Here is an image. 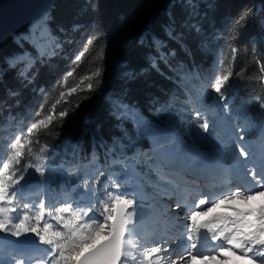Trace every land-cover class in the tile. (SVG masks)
I'll return each mask as SVG.
<instances>
[{"label": "trees", "instance_id": "1", "mask_svg": "<svg viewBox=\"0 0 264 264\" xmlns=\"http://www.w3.org/2000/svg\"><path fill=\"white\" fill-rule=\"evenodd\" d=\"M204 3L206 6L199 8V13L203 12L199 31H183L176 21L175 38H170L166 32L169 19L175 21L179 17L176 13L181 15L176 11L179 4L175 0L58 1L49 11L48 25L61 44L53 54L44 57L35 52L40 62H46L28 79L31 83L19 81L16 67H9L8 57L12 52H32V46L24 42L15 45L11 38L0 45V144L14 136L16 127L20 135L26 133L31 123L48 113L59 92L66 91L59 84L76 67L75 58L57 61L52 55L59 51L77 55L84 50L90 36L92 43L87 44V52L67 86H74L80 77L100 68L99 86L94 92L73 95L68 104L57 108V112L68 108L69 113L33 137L39 139L38 144L32 145L33 163H39L41 157L56 162L79 155L105 156L104 152L113 147L114 141L119 151L133 147L134 141H141L145 133L158 127L155 113L159 106L179 99L201 76L210 83L222 68L233 62V48L237 52L227 93L245 101L251 97L264 98V0H205ZM169 8L170 18L166 14ZM139 35L147 43L142 40L137 44L135 39ZM155 35L163 41V49L151 44L149 47V40ZM101 48L104 54L99 59ZM158 52L174 55L161 60ZM31 55L32 61L18 64L21 72L28 69L23 64L30 65V70L34 68L35 55ZM150 60L155 61V66ZM221 60L223 65L218 64ZM125 69L135 72V76L126 77ZM186 74L190 76L188 86L182 84ZM10 92L17 95L10 96ZM113 100L129 105L132 111L118 119L120 113H114ZM77 103L79 107H74ZM135 128L141 133L138 139ZM32 173L33 169L29 168V177L21 186L39 177ZM56 183L64 185L65 180L58 177Z\"/></svg>", "mask_w": 264, "mask_h": 264}, {"label": "snow or ice", "instance_id": "2", "mask_svg": "<svg viewBox=\"0 0 264 264\" xmlns=\"http://www.w3.org/2000/svg\"><path fill=\"white\" fill-rule=\"evenodd\" d=\"M187 6L195 7L191 3ZM174 29L175 21L170 19L166 27L170 38H175ZM92 40L90 36L84 50L75 56L76 67L60 82L59 87L66 91L59 92V98L51 104L48 113L31 123L26 133L13 138L6 158L0 157V237L17 238L10 241L13 247L7 253L0 247V264H264V139L259 166L249 167L250 161L256 160V154L248 148L242 128L235 130V138L217 139L213 143L210 166L207 156L182 161L180 154L174 151L175 142L170 149L166 143L169 138L160 135L158 155L164 157V162L170 167L190 165L191 174L196 176L190 182V190L181 191L179 186H173L172 190L162 193L170 200L178 194L164 213L175 221L173 234L153 233L147 239L141 236L137 231L141 221L138 198L135 193L121 191V184L112 176L108 178L110 183L104 184V197L100 198L93 191L88 207H80L79 203L73 207V203L68 202L56 208L53 214L50 209L46 210L43 199L37 205L18 203L21 182L29 177V168L33 169L32 175L39 174L44 184L51 181L56 171L50 166L33 163L32 145L39 143L38 137L35 140L33 137L68 115V108L56 110L68 104L73 95L94 92L99 86L100 68L80 77L74 86H67ZM150 43L154 48H164L163 41L155 38ZM236 52L233 48V62ZM103 54L101 48L98 58L102 59ZM169 54L174 55L158 52V58L164 60ZM23 62L22 56H16L10 58L8 64L15 68ZM233 62L222 68L207 85V91L215 94L216 103L226 114L232 99L226 89L233 74ZM223 63L218 61L219 65ZM25 66L30 71L31 66ZM124 75L131 78L135 72L126 71ZM20 76L27 80L28 73L21 72ZM15 95L17 93L10 92V96ZM74 107H79V103ZM112 107L114 113H120L118 119L132 111L120 100H113ZM260 107L264 108V103ZM191 114L195 127L207 134L205 140H210L212 131L208 119L198 110ZM117 148L118 143L114 141L113 147L106 150L115 153ZM209 171L211 183L201 186L199 180ZM84 184L87 186L88 181ZM258 200L260 202L255 203ZM237 201L239 206L233 203Z\"/></svg>", "mask_w": 264, "mask_h": 264}, {"label": "rangeland", "instance_id": "3", "mask_svg": "<svg viewBox=\"0 0 264 264\" xmlns=\"http://www.w3.org/2000/svg\"><path fill=\"white\" fill-rule=\"evenodd\" d=\"M175 1L179 4V7L176 8V11H180V13L182 15L181 16V15H178L176 13V15L179 16V17H175L174 18L175 19V24H177L176 21H179L181 27L183 28L182 29L183 31L186 30V29H191V31L194 32V33L198 32L197 31V29H199L198 28V24L201 21L202 16H203V12L202 13H199V8L201 6H203V7L206 6V4L204 3L205 0H175ZM189 3L195 5V7L194 8L188 7L187 5ZM212 3H213V1H212ZM192 10H193V12H192ZM170 13H171V10L169 8V11H166V14L169 16V18H170V15H169ZM182 17H184L185 20H183ZM49 18H50V16H49V13L48 12L45 13V14H42L39 17H37L35 20H33V22H31L30 24H28L27 26H25L24 29L16 32L14 34V36L12 35L11 40L13 42H15L14 43L15 45H20V44H22L24 42V43L28 44L29 46L30 45L32 46V52H27V51L12 52L8 58L10 59L12 57L22 56L24 58V62L23 63H25L27 61L30 62V61L33 60L34 57L31 54H34L35 55V52L39 56L44 57V56H47L49 53H52L54 51V49L59 48L61 43L58 42L56 36H54L53 34L50 33L49 25H48ZM170 19H169V21H170ZM69 22H75V21L69 20ZM75 23H77V22H75ZM168 24H169V22H168ZM175 28H176V26H175ZM71 30H73V29H71ZM154 38L157 39V40L159 39L158 36H156V35H155ZM135 40H137V44L142 43L143 42L142 40H145L146 41V39L142 35H139L138 38L135 39ZM54 41H57V43L54 44ZM150 41H151V39L149 40V43H148L149 44V47H150V44H151ZM146 43H147V41H146ZM57 45H59V47H57ZM201 45H203L202 42H201ZM200 46H199V49H200ZM69 54H67L64 51H59V52H56L52 56H53V59H57V61H59V60L62 61V60H66V59L67 60H70L71 58H75V56H76V55H74L72 53L70 55ZM231 57H233V56H231ZM9 59H8V61H9ZM38 59H39V57H37L35 55V63H34L35 66H34V68L32 70H30V71H29V69H27V71H25V72L28 73L27 80L23 79L20 76V73H21L20 68L18 67V65L16 66V70H17L16 73H17V75L19 77V81L20 82L28 81V79L30 77H32V76H34L36 74V70L38 69L39 65H41L42 63H45L46 62V60H44V59H43L44 61H42V62H40L41 59H39V60ZM25 64H23L22 67H25ZM151 65H153L152 61H151ZM26 68L27 67H25V69ZM126 71H129V69H125L124 73ZM189 82H190V76L186 74L184 76V79L182 81V84H184V85L187 84V86H188V83ZM189 91H190V89L188 90V92ZM205 92H207V90ZM191 93L193 94V95L191 94V96L193 97V98H191V100H193L194 102H195V99L196 100H199L197 98V94L198 95L200 94L199 91L198 92L197 91H194V92H191ZM207 95H209L208 92H207ZM211 95L215 96V94H211ZM203 97H205V94L203 95ZM199 101H198V103H199ZM199 106L203 108V103H200ZM183 108H179V109H175V108L168 109L167 108V109L163 110L160 113V115L162 116V119H163V117L165 118V121L166 122H170L169 119H176V116L180 113V111L183 110ZM186 124L187 123H185L184 125H182V127H185ZM189 124L192 126L191 128L190 127H185V128H182L181 129L182 130L181 133L183 135H185V137L187 138L188 141L190 139L196 138L197 137V133L198 132L200 133V130H198L194 126V124H193L192 121H189ZM136 133H137V131H136ZM16 135H17V133L15 134V136ZM15 136H13V138ZM13 138L10 140L9 143H7L6 147H10V143L13 140ZM178 146L180 148H182L180 143L178 144ZM0 149H1L0 150V153L3 152V149H2L1 146H0ZM4 156L3 157L6 158V154ZM96 159L97 158L93 157L89 161H86L85 163H81V165L79 167V170L75 172V173H77V175L79 177L80 176L82 177V178L80 177L81 178V181L80 182L73 183L72 185H70L68 187L67 190H64L63 193H62V195H61V197H60V200H64L66 202H72L73 203V207L77 206V203H79V206L80 207H88L89 206V203L87 204L83 200H79L77 202H75V200H73V197L75 198V196H78V195H75V193H76L75 191H83V193H85V195L90 200H93V197L91 195V193L93 191H95L96 194H97V196H99L100 198H103L104 197L105 193L103 191V187H104V184L106 183L107 180L105 179V182H102V185H101L100 188L97 187V184H96V178L97 177L94 175V172L93 171L95 169L99 168L100 164L98 163V161ZM120 159L123 162L131 161V158H129V157L120 158ZM119 162H120L119 160H114L112 162H109V164L115 165V164H117ZM41 164H44L46 167L47 166H50L51 168H53V169L56 170L53 173V178H54V176L56 175V173L58 172V170L60 168H62L63 170L66 171V175H69L70 170L73 169V168H75L74 162L71 163L69 166H68L67 163H63L62 161L59 162V163H57V164L50 163L51 165H49L47 162L42 161ZM109 164H108V169H106V170H108V172L106 173V177L109 178L110 176H112V177H115L116 178L117 175L119 174V176L117 178H119V180L121 182L123 181L124 187H126V189H129L130 187L132 188L131 184L133 182V179H131L129 176H127V174L124 175V172L126 170H129L130 169L129 168V165L128 164L125 165L123 163L125 165V170L124 171H122L121 168H119V170L112 171L111 169H109V167H111V166H109ZM130 172L131 173L133 172V173H136V174L138 173V172H134L133 170H130L129 173ZM86 180L88 181V185L87 186H85V184H84V181H86ZM109 183H110V181H109ZM140 184H141V182L138 183V186ZM40 185L41 184H39V186ZM143 186H145V185H143ZM139 188L142 191V187L139 186ZM99 190H100V192H97ZM126 192H128V190ZM154 195H157V194L154 193L151 196L154 197ZM18 197H19L18 203H19V201H21L22 203H25L26 202V199L24 197H22L21 194H18ZM138 201H141V200H138ZM30 202H31V200L29 201V203ZM97 206H99V205H97ZM150 206L151 207L146 206V207H149V208H147L148 211H150V208L156 209V206L154 204H151ZM147 210L145 209L142 212H145ZM53 212L55 214V211L54 210H53ZM155 222L157 223V221H155ZM152 229L153 228H151V230Z\"/></svg>", "mask_w": 264, "mask_h": 264}, {"label": "water", "instance_id": "4", "mask_svg": "<svg viewBox=\"0 0 264 264\" xmlns=\"http://www.w3.org/2000/svg\"><path fill=\"white\" fill-rule=\"evenodd\" d=\"M60 0H0V45Z\"/></svg>", "mask_w": 264, "mask_h": 264}, {"label": "bare ground", "instance_id": "5", "mask_svg": "<svg viewBox=\"0 0 264 264\" xmlns=\"http://www.w3.org/2000/svg\"><path fill=\"white\" fill-rule=\"evenodd\" d=\"M56 4V3H55ZM54 4V5H55ZM33 20H35V19H33ZM33 20L32 21H30L29 23H27L25 26H27L28 24H30L31 22H33ZM25 26L23 27V28H25ZM21 30V29H20ZM20 30H18V31H20ZM18 31H15L14 32V34L16 33V32H18ZM14 34H13V36H14ZM236 129H240V127H237L234 123H233V125L230 127V134H231V137L232 138H235V130ZM250 136H251V133H248ZM135 172V171H134ZM130 175H132L134 178H135V180H139L140 179V176H138L136 173H129ZM140 181H138V182H135V184L136 185H132V188H130L129 190H128V192L129 193H135V198H138V200H143V201H145V200H147V198H148V193L147 192H144L143 190L141 191L140 190V188H139V186H138V183H139ZM152 199V204H154L156 207H159L160 206V204L159 203H156L157 202V199H161V198H159V196H157V195H154V197H152L151 198ZM233 203H235V204H237V206H239V202H233ZM149 204H145V203H143V204H139L138 205V208L139 207H144V206H148ZM149 207H151V206H149ZM148 207V208H149ZM147 210V209H146ZM157 210H159V209H157ZM139 211H140V216H141V221H140V223L138 224V227H137V231L141 234V236H143L145 239H147V237H146V234L148 233V232H151V228H153L152 227V224H156V225H158L159 224V221L160 220H156L157 221V223L155 222V220L154 221H152V219H153V217L154 216H156V215H158V212L157 211H145V212H142L143 210H141L140 208H139ZM161 224V223H160ZM155 225V226H156ZM169 228L171 229V230H174V228L169 224Z\"/></svg>", "mask_w": 264, "mask_h": 264}]
</instances>
